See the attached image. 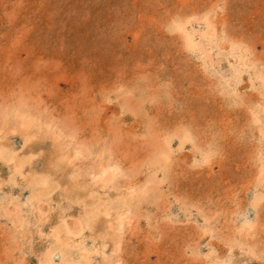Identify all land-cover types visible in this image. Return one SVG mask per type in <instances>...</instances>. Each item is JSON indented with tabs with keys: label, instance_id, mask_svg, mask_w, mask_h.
<instances>
[{
	"label": "rangeland",
	"instance_id": "1",
	"mask_svg": "<svg viewBox=\"0 0 264 264\" xmlns=\"http://www.w3.org/2000/svg\"><path fill=\"white\" fill-rule=\"evenodd\" d=\"M0 264H264V0H0Z\"/></svg>",
	"mask_w": 264,
	"mask_h": 264
}]
</instances>
